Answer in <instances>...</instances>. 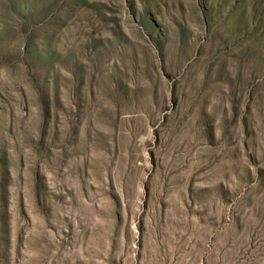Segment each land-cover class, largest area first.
Here are the masks:
<instances>
[{"label":"rangeland","instance_id":"rangeland-1","mask_svg":"<svg viewBox=\"0 0 264 264\" xmlns=\"http://www.w3.org/2000/svg\"><path fill=\"white\" fill-rule=\"evenodd\" d=\"M0 264H264V0H0Z\"/></svg>","mask_w":264,"mask_h":264}]
</instances>
